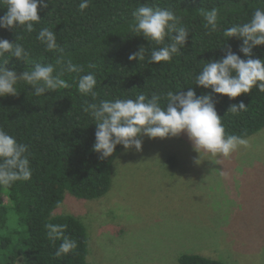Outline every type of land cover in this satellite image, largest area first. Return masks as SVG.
Returning <instances> with one entry per match:
<instances>
[{
    "label": "trees",
    "instance_id": "1",
    "mask_svg": "<svg viewBox=\"0 0 264 264\" xmlns=\"http://www.w3.org/2000/svg\"><path fill=\"white\" fill-rule=\"evenodd\" d=\"M47 8H38L41 21L28 33L23 28H0V38L11 43L20 42L29 53L27 61L5 54L0 64L9 70L23 73L37 63L56 65L69 88L33 95L32 86L17 85L16 96L0 97V128L19 142L28 145L32 177L0 187V264H90L89 235L86 225L76 216L58 215L66 193L84 200L105 197L111 190L115 162L125 149L118 145L112 158L101 160L93 151L96 125L83 112L86 103L106 99H135L138 94L163 97L171 91H187L190 87L197 96L211 94L218 115L223 119L226 134L245 140L264 130V92L253 88L251 93L232 99L195 85V77L202 62L219 60L231 49L241 59L242 40L226 38L223 31L250 20L256 8H264V0H90L89 7L80 11V0H47ZM141 5L165 8L180 17L178 27L189 32L182 55L170 61L148 63L130 61L129 54L141 46L161 47L132 31L133 12ZM220 10L217 31L205 27L199 9ZM7 9L0 7V16ZM42 27L56 33L59 49L48 51L37 40ZM17 36L22 37L18 41ZM167 40L165 43H170ZM71 59L83 68L81 73H69L56 61ZM253 58L264 60V45L253 49ZM95 73L97 97L83 96L77 90L80 75ZM241 101L247 112L238 116L228 109ZM9 203L5 204L2 195ZM67 225L64 235L77 241L73 253L55 257L61 240H51L46 224ZM10 253V254H9ZM177 264H225L201 254H181Z\"/></svg>",
    "mask_w": 264,
    "mask_h": 264
},
{
    "label": "rangeland",
    "instance_id": "2",
    "mask_svg": "<svg viewBox=\"0 0 264 264\" xmlns=\"http://www.w3.org/2000/svg\"><path fill=\"white\" fill-rule=\"evenodd\" d=\"M141 139L142 152L115 162L105 197L66 193L56 212L86 225L90 264H177L185 253L264 264V130L228 158L204 154L199 166L186 133Z\"/></svg>",
    "mask_w": 264,
    "mask_h": 264
},
{
    "label": "clouds",
    "instance_id": "3",
    "mask_svg": "<svg viewBox=\"0 0 264 264\" xmlns=\"http://www.w3.org/2000/svg\"><path fill=\"white\" fill-rule=\"evenodd\" d=\"M90 0H80L78 8L84 11L89 7ZM0 7L7 9L0 16V28L17 29L32 33L34 25L41 21L38 8H47V0H0ZM205 27L211 32L217 31L220 10L212 8L199 9ZM132 31L143 36L150 43L155 42L161 47L140 49L129 54L130 61L157 63L170 61L173 56L182 55L189 39L188 30L180 26V17L174 11L165 8H153L141 5L133 12ZM226 38L242 40L239 49L247 60L229 49L219 60L202 62L203 67L195 77V85L209 88L212 92L235 99L242 94L251 93L258 88L264 92V60L253 58V49L264 45V8H256L250 20L236 24L223 31ZM37 40L46 46L48 51L59 49L56 33L49 27H42L37 33ZM18 41L22 37L17 36ZM169 40L170 43H165ZM63 52L62 49H59ZM10 54L12 57L27 61L29 53L20 43H11L0 38V57ZM69 73H81L83 68L74 64L69 58L63 57L56 61ZM56 73V65L37 63L23 73L9 70L6 64H0V97L16 96L17 85L25 82L32 86L33 95L44 96L45 93L58 89L69 88L70 85ZM97 78L95 73L80 75L77 90L83 96L96 99ZM166 104L162 105V97L156 94L151 97L138 94L135 99H106L98 103H86L82 110L88 114L96 125L93 151L101 160L112 158L118 145L127 151L135 149L143 151L142 136L152 139L178 137L186 133L198 155L193 158L197 166L202 164L204 154L228 158L239 146L247 145L244 138L226 134L222 118L218 115L213 96L204 94L197 96L190 87L186 92L171 91L163 97ZM243 101L232 104L228 109L238 116L248 111ZM204 161V160H203ZM32 177L28 145L19 142L3 128H0V187L10 186L17 181H28ZM61 205L58 203L57 207ZM49 239L61 240L56 248L55 257L60 258L74 252L78 244L74 239L64 235L67 225L48 223L45 225Z\"/></svg>",
    "mask_w": 264,
    "mask_h": 264
}]
</instances>
